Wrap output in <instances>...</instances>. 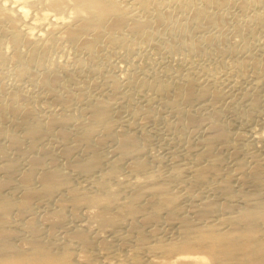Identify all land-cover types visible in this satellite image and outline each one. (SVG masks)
I'll list each match as a JSON object with an SVG mask.
<instances>
[{
  "label": "bare ground",
  "instance_id": "1",
  "mask_svg": "<svg viewBox=\"0 0 264 264\" xmlns=\"http://www.w3.org/2000/svg\"><path fill=\"white\" fill-rule=\"evenodd\" d=\"M170 1L0 0V34L7 35L13 46L2 49L0 44V65L13 64L15 83L34 80L41 73L29 63L60 43L70 44L74 55L85 58L76 59V68L95 65L99 62L93 56L102 48L120 46L134 35H155L160 26L168 25L171 10L161 6ZM177 4L190 11L177 26L190 50L205 41L214 54L232 57L237 50L226 45L229 28L245 33L252 23L264 27L263 9L247 20L232 21L230 15L232 9L247 13L264 7V0ZM133 6L140 12H132ZM213 29L216 33L210 34ZM204 33L207 37L200 39ZM206 50H201L202 56ZM210 58L213 64L214 56ZM236 60L221 76L205 82L191 72L197 68L185 69L173 81L154 75L149 85L167 112L191 128L192 136L204 132L186 146L184 158L180 156L183 162L175 154L167 169L163 161L154 166L146 158L147 141L140 142L141 135L135 133L137 118L123 121L112 115L125 103L120 99L127 96L120 95V83L129 84L124 75L104 73L98 66L103 79L98 88L99 79L80 85L76 72L62 63L55 70L45 68V75L37 78L42 88L37 96L56 108L43 111L34 107L32 91H16L0 82V264H264V156L253 154L230 168L216 149L217 143L229 144L230 131L220 123L221 113L193 109L197 103L214 107L225 99V91L211 87L222 76L264 75V41ZM163 70L165 77L172 76ZM251 102L258 103L256 98ZM146 108L132 109V118L147 117ZM237 155L234 147L231 156Z\"/></svg>",
  "mask_w": 264,
  "mask_h": 264
},
{
  "label": "rangeland",
  "instance_id": "2",
  "mask_svg": "<svg viewBox=\"0 0 264 264\" xmlns=\"http://www.w3.org/2000/svg\"><path fill=\"white\" fill-rule=\"evenodd\" d=\"M125 1L129 2L130 0H125ZM193 1L195 2L197 0H193ZM165 4H164L165 6L164 5L161 6V9H164L165 11L171 10L172 21L168 25L160 26V30H157L158 33H156L155 35H151L148 37H142L139 35H134V36H130L128 39H126L124 44H122L120 46H116L113 48H107L106 47L105 49L102 48V50L99 54H96L93 56L95 59H98V62L100 63V64L96 63L98 65H96V64L95 65H91V64L85 65L86 63H84L83 64V66L85 65L84 67H81L80 69L76 68L77 67V66H75L76 59L80 60L81 58L82 59H85V58L82 55H81L82 57H80L78 55L77 56L74 55L75 54L74 49L70 44H68V45L64 44L63 45V43H60L59 47H58V45H55L53 48H51L47 51L40 52L38 58L35 57L36 62H35V60L31 61L29 63V66H31L34 69V71H36L37 73H41L42 75L43 74L45 75V71H44L45 68L55 70L56 65L58 63L59 64L62 63L65 65L67 70L72 71V72H74V71L76 72V73L75 72L74 73L79 78L78 82H80L79 83L80 85H82L84 83H85V85H87V84L90 85V83L93 80L97 81L99 79L100 81L99 80L97 81L98 82V88H101V86H99V85H103V84H100L103 81V79H102V74H100V72H99L100 70H98V66L101 68L102 72H104V73H106V72L110 73L111 72V74H113V73H114V75L117 74V77H121L122 75H124L125 78L128 79L129 84H126V86H125L123 82L120 83V85L122 84L121 89L123 90V91H121L122 94H120V95H123L125 93V94H127V96L130 99L127 96L126 97H123L124 95L121 96L120 99H122V101H125V103L123 102L122 104L118 105V107L116 106L117 108L115 107L116 109L113 110L114 114H112V115L114 117H118V119L120 118V120L122 119L123 121H126L130 118H131L130 120L133 119V121H134L137 118L136 121H134V122H138V123H135V128H136L135 133L137 134V136L143 135L142 136L143 138H141V136L140 137L138 136L140 142H142V140H143V142L147 141L146 143L148 145L145 146L146 151L148 149V152L145 153L147 155L146 158L148 157L147 159L149 161L152 160L150 162L154 166L158 165V163L155 164L156 162L161 163V161H163V163H161V165H164L163 166L164 168H166V167L168 168L173 163V161L171 163V159H175V157H176L175 154L178 156L176 158H180V156H182L184 158L186 146H188V144H190V142H191V144L196 143L193 141L194 140L197 141L201 135L202 136L204 135V132L200 136H196V135L192 136L193 134L191 133V128L187 127L184 124L181 126L180 122L177 120L178 117L172 112L168 113L167 111H170V110L167 109L166 107H164L163 105H161L163 103H162L160 97L157 96L155 87L154 86H153V88H152V86L150 87L149 83L152 82V80L155 78V76L158 78V80H167L168 79V80L173 81V80H175L176 76H181L180 74L185 73L187 70L189 71V69L193 70L195 68H197V69H195V70H197V72L195 70H193L191 72H195L194 73L195 75L193 74L194 77L198 81H201V82H205L206 78L208 80L211 77L214 78V77H217L219 75L221 76V72L228 71L230 69V66L233 65L237 61L236 58H238L239 55H245V53L247 54L248 52H254V46L256 44L262 43L264 41V27L260 26V24L255 25L254 23H252V25H251L252 29L248 32H245V33H243V30L238 31V33H237L233 30V28H232L233 31L231 30V28H229L230 30L228 29L227 30L228 32L226 33V38H228L226 45H234V48L237 50V53H235V55H232V57L230 55L226 54V55H228V57L230 59L225 54L220 55V56H219V54H217V55H216V53L214 54L212 52V50H210L211 49L210 46L206 45L205 41H202V43L200 42L202 47L201 46L198 47L199 49L198 48L195 49V47H192L193 50L195 49L196 54H194V52H192L193 51L192 48H191V50H192L191 51L184 44L185 38H182V37H184L185 35L183 33L182 34L180 33L181 35H184V36L180 37L181 35H179V33H177V29L181 25L180 24L181 22L179 20H182V18H184V16H187V14L190 12L189 9H185V10L181 9L180 6L177 4V0H171L170 3L167 2ZM262 7L263 6H258L256 8H253V11H252V9L248 8L247 10L250 9L249 10L250 14L247 10H246L247 13L245 11H244L245 13L244 12L242 13L237 9L236 10L232 9L233 15L236 14V16H233L232 12H231L230 15L232 17V21H234V19L236 20V17H237V19H239V18L241 19V17H242V20H247V19H249L248 17H251L254 15V12L263 11L264 7L263 8ZM176 8L181 9V10L178 11ZM131 11L132 12H140L139 9L135 6H133L131 8ZM165 27H167V28H165ZM172 29H173V31H172ZM175 30H176L177 34L175 33ZM185 30H187V29L185 28ZM185 30H183V32ZM213 31L215 32L217 30L216 29L210 30V32H211L210 34H214ZM170 32H172V33H170ZM189 32L190 31L188 30L184 33L190 34ZM232 32L233 33L235 32V33L233 34ZM207 33H204L201 35L199 34V38L201 39V37H204V36L207 37V35L209 34V33L208 34ZM162 35L164 37H162ZM235 35L237 37H235ZM175 37H176V39H173ZM179 38L180 39L182 38L181 41L183 43H181ZM170 39H171L172 43L170 42ZM177 41H179V42H177ZM228 41H229V43H228ZM168 42L170 43V46H169V44H167ZM159 43L161 46L158 45ZM0 44L2 45V49L13 47V46L9 45V38L7 35L0 34ZM165 44H167L169 47L167 48V46ZM171 44L174 47V51L172 49L173 47L171 46ZM180 44H182V45H180ZM127 45H128V47H127ZM164 45L166 46L165 48H164ZM203 45H206V47L205 46L203 47ZM183 46H184V49H183ZM19 48L24 49L26 47L25 46L20 47V45H19ZM169 48H171V49H169ZM203 48L204 49L207 48L206 52L203 55L204 57L201 55V54H203V51L201 52V50ZM7 50H9V49H7ZM69 50H72V52H70ZM167 50H169V51H167ZM184 51H186V52H184ZM197 51H199V53L200 52L201 53L199 54ZM163 52L166 54H164ZM170 53H172V54H170ZM206 53L209 56H206L205 55ZM213 56H214V58H213ZM209 57H211L210 59L213 58V61H214L213 64H212V60L211 61L209 60ZM206 58L208 59V61L206 60ZM234 58H235V60H234ZM232 59H233V61H231ZM217 61L219 63L220 62L222 63V64L220 63L221 64L220 66L222 69L220 68L219 65L215 66ZM34 62H35V64H34ZM101 62H103L102 63L103 65H101ZM209 63L214 65L213 67H215V68H213ZM219 63H217V64H219ZM207 64H208V66H207ZM1 66H3V67L1 68ZM12 66H13V64L9 63V62H7L6 65H0V68H1L0 72L2 74L3 73L6 74V75H4V74L2 75L0 73V76L2 77V78L1 77L0 78L4 79V80L7 78L5 81L0 79V82H6L4 84H6L7 86L9 85L8 87H10V89L14 88V90L17 89L20 92H25V90H26V92L32 91L31 93L34 94L32 96L33 97L32 102H33L34 107H36V109L38 111L39 110L43 111L44 110L43 107L45 109L56 108L55 106L52 105L53 103L50 102V100L45 99L46 100L45 101L41 98L39 99L37 96V94L40 95L39 93L42 92L41 86L37 84V82H38L37 78H39V76L41 74H37L38 77L36 76V78H34V80L30 79V78H25V79H23V82L18 81L17 83H15V78H13L15 68H14V66L13 67ZM204 67H205V69H204ZM163 68L170 72V75H172V76H170V78L168 76H166V77L164 76V74H163L164 70L162 71ZM115 69H116V71L114 72ZM129 69H131V70H129ZM185 69H186V71H185ZM206 69H207V72H206ZM112 70H113V72H112ZM128 70L132 71V73H128ZM208 70L211 71L212 74ZM215 70H218V71H215ZM219 70H220V72H219ZM12 71H13V73H12ZM42 72H44V73H42ZM97 72H99V73H97ZM214 73H215V75H214ZM218 73H220V74L218 75ZM98 74L101 76H99ZM80 75L81 76L83 75V76L81 77ZM237 75H239V74H236L234 76L232 74V75H229L228 77L224 76L225 78L222 76L220 78V79L223 78L222 80L218 79L217 83H216V80L214 83H212L213 86H214V84H215V86L217 84L216 87L215 86L213 87L211 85V87L214 88V90L216 89V90L225 91L226 97L223 100L224 102L222 101L219 103V105L216 104L214 107L209 106L210 108L207 105H206L207 107L205 106V104H208V103L204 102V105H203V103L202 104L197 103L198 104V105L196 104L197 108H196V105H194V108H193L194 111H196V110L199 111L198 113H206V112L211 113V111H214V110L217 112L219 111V114L221 113L222 116L220 115L221 116V118H220L221 122L220 123L224 124L223 126L226 128V130L228 132L230 131L228 133L230 141L228 140L229 144L228 143H217L216 149L218 148L217 149L218 152L221 154V156H223V159H224L226 165L229 166L230 168H231V166L233 167L237 162H240V161L246 162V160H249L250 156H252L253 154H261L262 156H264V148H263L264 147V87H263L264 86V78L262 77L264 75H259V76L254 77V75H250V73L247 72L248 76L245 75L246 79H243V78H245V76H241V74L239 76H237ZM10 76L13 79H11ZM235 76H236V78H235ZM4 77H6V78H4ZM173 77H174V79H173ZM255 79H256V81H255ZM11 80H14V81H11ZM202 80H204V81H202ZM238 80H240V81L238 82ZM18 84H19V86H18ZM254 85H255V88L253 87ZM261 85H263V86H261ZM71 87L73 88L74 85H71ZM251 87H252V89H250ZM37 90H39V91H37ZM259 90H260V92H259ZM152 94H154V95H152ZM35 96H37V97H35ZM253 96H255V97H253ZM117 97H119V95ZM150 97H152V98L150 99ZM126 98H128V99H126ZM253 98L257 99L258 103L256 105H252L251 101L253 100ZM120 99L118 98L119 101H121ZM126 101H128V102H126ZM229 102H230V104H229ZM137 106H139V107H137ZM140 106L143 109L146 107L148 108L150 106L148 109L146 108L148 110V112L150 110L149 115L147 117L143 116V115H141V116L138 115L137 117L132 118V115H133L132 112L134 111V110L132 111V109L140 108ZM132 107H134V108H132ZM162 107H164V108H162ZM198 107L199 108L204 107V108H201L199 110ZM202 109H203V111H202ZM128 116H130V118ZM222 117H224V118L222 119ZM236 122H238V123H236ZM136 126L139 128H137ZM228 126H229V128H228ZM167 129H168V132H167ZM185 130H186V132H184ZM137 131H140V132H137ZM183 133H185L186 135ZM194 137H196L197 139ZM260 137H262V140L257 139ZM189 138H190V140H189ZM193 138H194V140H193ZM187 141L189 143H187ZM45 143H47V142H45ZM45 143H43V144H45ZM143 145H145V144L143 143ZM234 147L238 149V155L236 157L231 156V153H232ZM171 155H173V156L171 157ZM150 156H154V158H156V159H153V157L150 158ZM182 157L180 158L181 160L180 159H177V160H179V162H183ZM158 159H159V161H157ZM21 163H22V161H21ZM165 164H167V165H165ZM78 179H79V177H75V180L78 181L79 183L83 182V179L81 177L79 180ZM82 184H84V183H82ZM180 193H182V188H181ZM39 209H40V211L43 210V208H39Z\"/></svg>",
  "mask_w": 264,
  "mask_h": 264
}]
</instances>
